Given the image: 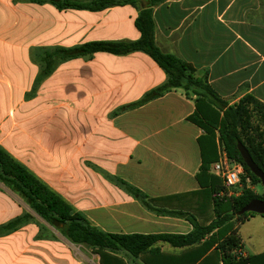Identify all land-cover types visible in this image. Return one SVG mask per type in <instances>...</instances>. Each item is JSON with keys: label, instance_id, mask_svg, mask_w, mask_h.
<instances>
[{"label": "crops", "instance_id": "1", "mask_svg": "<svg viewBox=\"0 0 264 264\" xmlns=\"http://www.w3.org/2000/svg\"><path fill=\"white\" fill-rule=\"evenodd\" d=\"M33 5L59 15L40 23L36 34L24 14ZM62 13L70 14L66 24ZM138 15L132 5L60 11L30 0H0V146L105 232L185 235L193 230L186 218L159 211L190 212L203 225L214 219L197 180L203 130L187 120L195 111V96L177 89L115 115L168 80L142 52L68 61L34 90L41 68L38 49L136 41L141 37ZM153 17L157 45L191 64L229 105L247 95L264 104V0H161ZM118 180L155 199L153 208L127 193ZM14 196L0 187V227L30 217L0 233V264H101L98 254L72 243ZM192 204L200 212L190 211ZM255 216L236 225L239 235L252 220L264 225V216ZM242 242L241 254L252 256ZM200 245L178 248L159 242L149 262L223 264L215 256L206 258L215 247L197 260L204 252ZM119 255L127 264H144L125 252Z\"/></svg>", "mask_w": 264, "mask_h": 264}, {"label": "trees", "instance_id": "2", "mask_svg": "<svg viewBox=\"0 0 264 264\" xmlns=\"http://www.w3.org/2000/svg\"><path fill=\"white\" fill-rule=\"evenodd\" d=\"M38 4H51L60 11L78 10L100 12L116 6L132 5L139 9L135 25L141 33L136 41H90L83 44L54 48H40L36 60L40 72L35 81V88L48 78L61 64L75 59H91L97 53H109L125 56L142 52L152 58L167 74L164 84L147 92L139 101L123 106L115 115L145 106L177 89L183 90L187 97L195 96V111L188 121L203 130L198 138L201 151V166L197 180L206 193L207 203L213 207V221L209 225L201 224L194 214L184 211L159 212L186 218L193 230L180 234H119L105 232L94 226L83 213L76 211L63 197L54 192L25 166L15 160L0 146V183L20 198L32 211L42 217L48 224L58 229L72 243L85 245L101 257V264H127L120 252L133 258H141L144 264H150L149 255L154 246L168 243L174 247H194L204 252L197 258L215 249L206 258L217 257L223 264H264V253L244 257L241 254L243 242L239 227L249 217L257 215L246 213L239 216L243 207L254 199L264 200L246 186H260L261 180L245 164L238 143L250 152L253 160L264 172V104L254 96L247 95L234 105H229L210 87L207 78L199 77L196 69L178 57L165 53L156 43L153 10L161 0H30ZM220 147L228 156L241 164L245 171L243 191L238 196L228 194L223 180L211 173V167L220 159ZM117 184L127 193L152 209L155 199H150L141 190L118 180ZM224 193L223 195H221ZM30 215L16 219L0 227V233L14 230L26 221ZM197 247V248H198ZM157 250H154L156 252Z\"/></svg>", "mask_w": 264, "mask_h": 264}, {"label": "rangeland", "instance_id": "3", "mask_svg": "<svg viewBox=\"0 0 264 264\" xmlns=\"http://www.w3.org/2000/svg\"><path fill=\"white\" fill-rule=\"evenodd\" d=\"M24 14H27L29 16L31 34L33 33L36 34L40 30V23L49 24L50 22H52L55 18H58L59 16L58 13L50 7H40V6H35V5L31 6L30 10L28 12H25ZM69 15L70 14L67 15V14L62 13V16H61L62 24H66L69 22V18H70ZM64 41L65 40L63 39L62 43H64ZM211 173L216 175L213 165L211 167ZM243 176H245V174ZM243 176H242L240 185H238L236 188H233L231 190H227L229 195L238 196L242 193L243 188L245 186L243 182ZM246 186L250 187L257 194L264 195V188L262 185L253 187L246 180ZM0 187L6 188L1 183H0ZM1 191H3V189H1ZM14 197L16 198V196ZM17 199L20 200V198L18 197ZM200 206L202 205L200 204ZM205 206H208V204L204 205L203 212H205L206 210ZM197 208H198L197 205L192 204L190 206V211L195 213ZM197 212H200V210L197 209ZM31 214L35 215L36 213L31 210ZM255 217H257V219H261L260 215H256ZM240 235L242 239L244 240V245H245L244 249L248 252V254L253 256V255H257L258 253L264 252V225L262 224L260 225L258 222L252 220L251 222L246 223L242 227L240 231Z\"/></svg>", "mask_w": 264, "mask_h": 264}, {"label": "built area", "instance_id": "4", "mask_svg": "<svg viewBox=\"0 0 264 264\" xmlns=\"http://www.w3.org/2000/svg\"><path fill=\"white\" fill-rule=\"evenodd\" d=\"M213 167L216 175L223 180V184L227 190L240 185L242 176L245 174L243 166L231 159L223 147H220V159L213 164ZM247 181L251 183L249 178Z\"/></svg>", "mask_w": 264, "mask_h": 264}, {"label": "water", "instance_id": "5", "mask_svg": "<svg viewBox=\"0 0 264 264\" xmlns=\"http://www.w3.org/2000/svg\"><path fill=\"white\" fill-rule=\"evenodd\" d=\"M238 150L250 171L261 180V184L264 188V172L260 169V167L253 160L248 149L243 145V143H238ZM246 213H254L257 215L264 216V200L254 199L250 203H248L245 207L241 209L238 213L239 216H242Z\"/></svg>", "mask_w": 264, "mask_h": 264}]
</instances>
